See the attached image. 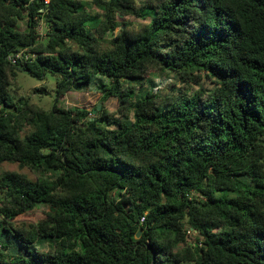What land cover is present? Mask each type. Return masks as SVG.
Wrapping results in <instances>:
<instances>
[{"label": "trees", "instance_id": "obj_1", "mask_svg": "<svg viewBox=\"0 0 264 264\" xmlns=\"http://www.w3.org/2000/svg\"><path fill=\"white\" fill-rule=\"evenodd\" d=\"M4 162L0 264H264V0H0Z\"/></svg>", "mask_w": 264, "mask_h": 264}, {"label": "rangeland", "instance_id": "obj_2", "mask_svg": "<svg viewBox=\"0 0 264 264\" xmlns=\"http://www.w3.org/2000/svg\"><path fill=\"white\" fill-rule=\"evenodd\" d=\"M91 1V0H87ZM21 29L26 28L25 22H21L19 24ZM38 34L42 36L44 39L45 36V27L41 23L37 29ZM168 76L159 77L156 79L157 86L163 88L167 83L166 78ZM57 78L55 75L48 73L44 79H38L36 77L31 76L30 74L20 71L18 73V86L19 88L13 89V92L17 97H24L29 99L33 103H38L46 109H50L53 105L57 104L60 108H80L86 109L87 111L94 112V108L96 106L101 105V94L95 90L88 91H69L65 96L59 98L56 103L57 98ZM164 89V88H163ZM103 106L108 111H116L118 108V101L116 98L111 97L108 99ZM5 171H22L33 177L32 173L24 168L21 169L18 163L4 162L0 165V175ZM47 208L45 206L38 207L35 211L22 215L19 218V221H22L26 224L35 222L42 216V213ZM198 235L195 231L190 230L187 235V239L190 243L197 242Z\"/></svg>", "mask_w": 264, "mask_h": 264}, {"label": "built area", "instance_id": "obj_3", "mask_svg": "<svg viewBox=\"0 0 264 264\" xmlns=\"http://www.w3.org/2000/svg\"><path fill=\"white\" fill-rule=\"evenodd\" d=\"M48 2H49V0H46V3H48ZM40 39L42 40V36L41 35H40ZM29 57H30V54H28L26 52V50L24 49V50H21L20 52H17L15 54L10 55L8 59L15 65L18 62H20L21 60H23V59L26 60ZM188 232H190V231H188Z\"/></svg>", "mask_w": 264, "mask_h": 264}, {"label": "water", "instance_id": "obj_4", "mask_svg": "<svg viewBox=\"0 0 264 264\" xmlns=\"http://www.w3.org/2000/svg\"><path fill=\"white\" fill-rule=\"evenodd\" d=\"M98 109H101V105L98 106ZM140 236V233H138L137 238Z\"/></svg>", "mask_w": 264, "mask_h": 264}]
</instances>
